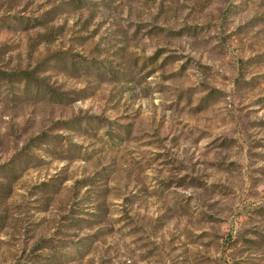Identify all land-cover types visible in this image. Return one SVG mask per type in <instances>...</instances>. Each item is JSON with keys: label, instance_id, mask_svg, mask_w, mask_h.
I'll return each instance as SVG.
<instances>
[{"label": "rangeland", "instance_id": "1", "mask_svg": "<svg viewBox=\"0 0 264 264\" xmlns=\"http://www.w3.org/2000/svg\"><path fill=\"white\" fill-rule=\"evenodd\" d=\"M0 264H264V0H0Z\"/></svg>", "mask_w": 264, "mask_h": 264}]
</instances>
